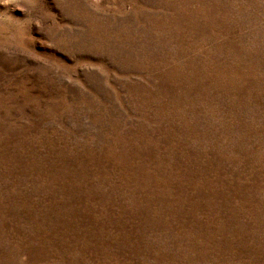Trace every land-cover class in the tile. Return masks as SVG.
I'll use <instances>...</instances> for the list:
<instances>
[{
  "label": "rangeland",
  "instance_id": "obj_1",
  "mask_svg": "<svg viewBox=\"0 0 264 264\" xmlns=\"http://www.w3.org/2000/svg\"><path fill=\"white\" fill-rule=\"evenodd\" d=\"M0 264H264V0H0Z\"/></svg>",
  "mask_w": 264,
  "mask_h": 264
}]
</instances>
